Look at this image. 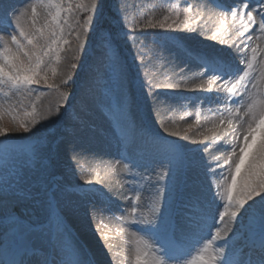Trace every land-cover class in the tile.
Wrapping results in <instances>:
<instances>
[{
	"label": "rangeland",
	"instance_id": "rangeland-1",
	"mask_svg": "<svg viewBox=\"0 0 264 264\" xmlns=\"http://www.w3.org/2000/svg\"><path fill=\"white\" fill-rule=\"evenodd\" d=\"M103 1L97 0L92 31L87 33L83 53L72 59L74 36L70 38V45L65 46L66 51L61 53L57 75L50 81L60 86L59 91L42 83L34 85L31 94H13L9 98L0 93V104L5 109L0 115V127L9 132L7 137L0 136V184L9 182L16 195L21 197L8 200L9 209L16 210L19 224L0 214V264H4L5 255L10 253L15 261L19 256H24L27 261L33 259V246L35 256L41 259L52 257L54 247L57 264H74L78 259L85 264H133L131 232L149 237L153 226L130 222L132 203L125 197H134L135 190H139L141 201L136 215L151 220L149 197L159 173L164 170L161 162L172 160V181L177 193H171V184L167 181L160 183L168 186L170 200L175 195L174 211L180 212L182 197L194 186L203 188L211 199L209 178L213 174L206 172L204 158L215 168L217 162L213 158L218 156L219 162L225 161L235 146L234 128H228L218 143L205 142L210 147L202 153L205 143L171 136L161 125L176 127L181 132L188 130L189 135L196 137L236 107L242 105L243 114L253 100L264 101V34L253 27L245 37H239V22L232 21L230 15L225 20L218 7L220 4L231 6L238 0H113L115 16L108 29L101 21ZM84 2L87 4L88 0ZM6 4L24 8L27 0H6ZM189 4L192 13L187 28L181 24L179 28L141 29L150 18L158 21L167 15L175 19L176 12L183 20ZM253 5L256 0H252L250 7ZM85 15L80 14L81 21ZM133 28L135 30L131 31ZM11 30L6 22L0 21V36L6 38ZM125 31H129L131 38H125ZM106 37L114 38L111 50L105 46ZM222 40L225 43H221ZM257 44L260 46L257 59L244 82L247 89H242L241 95L226 98L223 90L217 92L219 81L211 91L192 89L195 83L209 78L201 57L214 60L221 68L227 64L233 73L239 71L242 74L247 70V62L251 61V48ZM239 49L245 51L242 53ZM113 54L119 60L115 71L110 64ZM72 64L77 67L72 68ZM79 72V81L72 86ZM69 76L71 79L63 84ZM146 80L154 84L179 82L182 87L153 89L150 95ZM4 91H7L6 87ZM61 93L68 94L66 100L60 98ZM10 104L11 111L8 110ZM32 104L36 105L37 118L48 115L49 109L52 115L41 120L31 133L16 130L17 122L13 116L21 115L25 109L30 111ZM58 105L60 111L56 115ZM197 114L200 116L199 127L195 121ZM189 125H192L191 129ZM240 131L242 133L244 129ZM262 139L264 129L256 133L255 143L237 175L236 188ZM53 142L55 150L49 153L50 160L46 162L59 184L56 199L49 209L46 205L34 204L27 194L35 195V189L41 187L38 154L44 155ZM125 163L129 164L130 171H124ZM226 170L227 164L215 168L213 179L216 184L222 186ZM84 175L93 183L86 184L80 178ZM57 217L62 222L57 234H50L47 228L43 232L38 230V225L47 226ZM21 225H31L32 231L21 232ZM238 226L239 231L234 226L235 235L230 234L228 254L234 261H247L250 257L256 260L257 256L243 255L242 245L244 240L260 238V205L257 204L255 218L246 217ZM171 243L180 246L184 241L172 239ZM25 244L30 249L27 256L24 255Z\"/></svg>",
	"mask_w": 264,
	"mask_h": 264
},
{
	"label": "snow or ice",
	"instance_id": "snow-or-ice-1",
	"mask_svg": "<svg viewBox=\"0 0 264 264\" xmlns=\"http://www.w3.org/2000/svg\"><path fill=\"white\" fill-rule=\"evenodd\" d=\"M251 3L252 0H238L231 6L218 5L222 9V16L225 20L230 15L232 21L239 22L240 27L237 29L239 37H245V34L253 27L260 34H264V0H256V5L250 7ZM96 10L97 0H88L87 4L84 0H79V2H75V0H27V6L24 8H16L6 4V0H0V21L6 22L7 26L12 29L7 33L6 38L0 36V93L9 98L13 94H31L33 86L42 83L49 89L59 91L60 86L50 83V81L57 75V67L62 62L61 53L66 51L65 46L70 45V38L73 36L75 48L72 49L74 53L72 59L76 58V54L83 53L87 44V33L92 31ZM81 13L86 14L83 21L80 19ZM190 13H192V5L189 4L183 20L180 19V13L176 12L175 19L167 15L158 21L150 18L141 26V29L179 28L181 24L187 28ZM73 20L74 23L71 22ZM169 20H172V23H168ZM195 22L193 21V23ZM134 30L135 28L131 31ZM125 38H131L129 31H125ZM215 38L214 35L213 39ZM112 39L114 38H104L105 46L109 50H111ZM220 42L225 43L223 40ZM259 47L257 44L251 48V61L247 62V70H244L242 74L239 71L233 73L227 64L221 68L214 60L201 57L203 66L209 73V78L195 83L192 85V89L211 91L213 85L219 81L217 92L223 90L226 98L241 95V90L247 89V84L244 82L253 70ZM239 51L243 53L245 49H239ZM113 57L110 58V64L115 71L119 67V60L115 54ZM71 67L75 68L77 65L72 64ZM70 79L69 76L62 83L67 84ZM145 83L150 95L153 89H179L182 87L179 82L154 84L151 80H146ZM5 87L7 88L6 92L4 91ZM67 96V93L60 94L62 100H66ZM241 106L236 107L234 111H229L228 115L222 116L218 122L211 123L205 131H201L196 137L189 135L188 130L181 132L176 127L161 125L169 135L181 137L183 140L192 143L208 141L218 143L227 134L228 128H234L235 146L231 148L225 161L219 162L220 157L218 156L213 158L217 162L215 168H221L227 164V175L222 186L216 184L213 179L215 168L212 162L208 161L206 157L204 158L203 166L206 172L213 174V177L209 178L211 199L203 188L194 186L182 197L180 212H175L173 209L175 195L170 200L167 195L168 186L160 183L167 181L171 184V193H177L176 184L172 181V160L161 162V168L164 170L159 173L157 184L149 197L148 211L152 217L151 220L136 215L138 204L141 201L139 190H135L134 197H125L132 203L129 214L132 217L130 222L153 226L151 229L152 236L149 237L138 234L136 231L131 232L132 240L130 242L134 245L133 264H264V139L261 140L253 153L244 174L240 177L239 187L236 188L237 175L240 174L241 167L245 164L249 149L255 143L256 133L264 129V101L253 100L247 105L243 114H241ZM8 110H12L11 104ZM119 110L123 116L122 106ZM4 111V105L0 104V115ZM59 111L60 105L56 107L55 114L59 115ZM50 115H52L51 109H49L48 115H40L37 118L36 105L32 104L30 111L25 109L21 115H14L13 119L17 122L16 130L31 133L41 120H47ZM244 117H248V119L245 120ZM195 121L198 127L201 126L199 114L196 115ZM173 125H175V121H173ZM191 127L192 125L188 126L189 129ZM242 128L244 131L241 133ZM8 134V129L0 127V136L7 137ZM54 145L55 142L49 144L44 155L38 154L37 166L42 177L41 187L35 189V195L31 192L27 194L31 196L34 204L46 205L49 209L52 208L56 199L58 191L56 186L59 184L54 171L46 162L50 160L49 153L55 150ZM209 147L210 145L205 143L201 152H207ZM123 169L130 171L129 164L125 163ZM80 178L86 184L93 183L87 175ZM234 188L236 189L235 192ZM257 197L259 200H256ZM9 198L21 199L20 196L16 195L11 184L5 181L0 184V214L19 224L20 220L16 215V210L8 207ZM250 201L252 203H249ZM257 204L260 205L262 213V230L259 250L256 251L255 246H253V251L258 258L252 260L250 257L247 261L243 259L234 261L228 254L230 234L235 235L234 226L235 230L239 231L238 224L246 217L255 218ZM61 224L62 222L57 217L54 221L50 220L47 226L38 225V230L43 232L47 228L50 234H57ZM20 231L31 232L32 227L31 225H21ZM205 232L208 233L207 237L204 236ZM172 239L182 240L184 243L176 246L171 243ZM157 241L161 242L157 244ZM218 241H223V243L218 244ZM23 248L24 255L27 256L30 251L28 245H23ZM32 250L33 259L29 260L28 264H57L54 247L51 259L48 256L43 259L36 257L34 254L35 246ZM17 264H25V261L21 259ZM74 264H85V261L78 259Z\"/></svg>",
	"mask_w": 264,
	"mask_h": 264
},
{
	"label": "trees",
	"instance_id": "trees-1",
	"mask_svg": "<svg viewBox=\"0 0 264 264\" xmlns=\"http://www.w3.org/2000/svg\"><path fill=\"white\" fill-rule=\"evenodd\" d=\"M113 0H104L103 2V15L101 17V21L105 29H108L111 23V20L115 16L114 6H113ZM81 76V72L78 73V75L75 77L74 83H72V86H75L77 82L79 81V78Z\"/></svg>",
	"mask_w": 264,
	"mask_h": 264
},
{
	"label": "bare ground",
	"instance_id": "bare-ground-1",
	"mask_svg": "<svg viewBox=\"0 0 264 264\" xmlns=\"http://www.w3.org/2000/svg\"><path fill=\"white\" fill-rule=\"evenodd\" d=\"M14 264H16V263H14Z\"/></svg>",
	"mask_w": 264,
	"mask_h": 264
}]
</instances>
